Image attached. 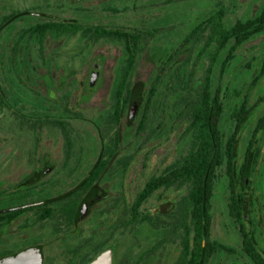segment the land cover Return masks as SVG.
I'll return each instance as SVG.
<instances>
[{
    "label": "flooded vegetation",
    "instance_id": "obj_1",
    "mask_svg": "<svg viewBox=\"0 0 264 264\" xmlns=\"http://www.w3.org/2000/svg\"><path fill=\"white\" fill-rule=\"evenodd\" d=\"M84 1L0 0V259L22 254L31 264H87L111 248L113 264H141L139 258L143 256V261L147 255L130 261L127 254L117 257L116 252L118 243L126 246L128 224L146 222L155 233L146 251L154 264H189L193 243L189 171L175 168L184 155H173L163 170L146 179L128 218L126 181L116 166L125 164L120 159L124 155H119L124 129L138 121L136 133L143 132L149 98L142 87L117 86L125 77L130 54L125 39L102 34L136 30L122 22L128 11L125 5L87 9L81 6ZM72 40L66 52L64 45ZM99 42L114 43L121 50L110 75L116 83L100 111L86 114L82 105L106 73L104 53L91 54ZM82 54L88 64L80 91L74 84L75 59ZM136 60L137 56L135 64ZM135 101L138 105L131 114ZM81 118L88 119L100 142L89 161L74 149ZM59 141L65 155H53L49 147ZM189 147L190 143L186 150ZM240 159L245 161V155ZM242 170L245 183L252 172L245 173L246 163ZM151 181L150 196L158 193L159 200L149 216L142 209L150 196L140 201L138 197ZM171 194L178 198L171 199ZM134 214L138 221L133 223ZM201 221L204 229L205 215ZM202 238L204 245L205 235Z\"/></svg>",
    "mask_w": 264,
    "mask_h": 264
},
{
    "label": "rangeland",
    "instance_id": "obj_2",
    "mask_svg": "<svg viewBox=\"0 0 264 264\" xmlns=\"http://www.w3.org/2000/svg\"><path fill=\"white\" fill-rule=\"evenodd\" d=\"M106 5L119 9L125 5L128 11L122 20L123 24L128 30L143 34L138 45L131 87L144 88L147 97L153 91L148 107L144 109L143 132L136 133L138 121L123 131L124 146L119 155H124L120 159L125 164L116 166L117 170L123 171L126 181L127 215L130 218V205L146 179L163 170L173 155L177 157L183 154L188 144H191L189 112L185 109L186 97H192L198 89L204 77L208 53L214 43L208 38L207 32L199 31L191 37L190 33L221 8L226 27L237 19L253 18L262 11L264 0H86L81 3L87 9H101ZM73 42L64 45L66 52ZM229 48L227 46L221 53L213 75L214 85L223 92L220 127L225 135L230 134L234 127L233 110L245 100L249 105L254 104L257 97L264 93V75L253 83L264 64V31L236 47L232 57L226 61ZM91 52L104 53L106 73L96 92L82 105L86 114L98 113L107 102L110 87L116 83L113 80L112 84L110 75L121 50L114 43L99 42ZM75 61L78 74L74 84L77 90L82 91L86 82L83 73L88 62L85 54L76 57ZM222 64L223 70L220 71ZM262 110L263 106L256 109V115L250 116L240 133L238 155L240 158L244 154L249 139L256 135L254 140L259 148V156L257 160L254 155L247 156L250 159H247L246 166L252 173L242 194L246 214L243 225L256 238L257 245L264 249V128L260 131L255 129ZM86 120L81 118L79 129L75 130L80 138L75 142L74 149L89 161L99 151L100 142L94 128ZM59 142L49 144L53 155H65V146L62 141ZM235 182L241 186L244 177L238 175ZM157 194L151 195L144 202L143 213L150 216L155 211L153 203L159 200ZM228 194L229 178L221 170L211 197V238L232 251L218 249L210 256L207 264H252L241 251L240 225L230 215ZM170 197L177 199L178 194H171ZM153 230L146 222L128 224L126 246L118 243L116 256L127 254L132 261L135 256L143 254L148 259L141 261V256L138 260L141 264H154L153 257H149V252H146L153 242Z\"/></svg>",
    "mask_w": 264,
    "mask_h": 264
},
{
    "label": "trees",
    "instance_id": "obj_3",
    "mask_svg": "<svg viewBox=\"0 0 264 264\" xmlns=\"http://www.w3.org/2000/svg\"><path fill=\"white\" fill-rule=\"evenodd\" d=\"M223 20L224 11L221 8L204 23L198 25L189 35L191 37L199 31L207 32L208 38L213 41L214 46L208 53L204 77L198 89L192 94V97H186L185 109L189 112L188 128L191 132V144L186 152L181 154L184 156L175 167L177 171H181L182 173H184V168H186V171H189L191 185L193 243L191 260L188 263L207 264L210 256L218 249L232 251L223 243L211 238V197L214 193L219 173L222 170L229 178L227 204L230 215L240 225L242 237L241 251L250 259L252 264H264V249L257 245L256 238H253L252 233L243 225L246 219L242 195L245 183L243 182L241 186H238L235 182L236 177L242 175L244 172L242 169L243 164L247 163V156L254 155L256 160L259 156V148L256 146V141L254 140L256 135L248 141L244 152L246 160L242 162L243 164L238 155V144L240 133L244 129L248 119L252 114L256 115V109L260 106H263V110L258 117L255 129L260 131L264 128V93L257 97L254 104L249 105L245 100L233 110L234 127L230 134L225 135L220 127V118L223 112V92L220 87L214 85L213 80L218 59L227 46L230 48L226 61L232 57L236 47L252 36L264 31V7L259 15L246 20L237 19L229 27L225 26ZM99 33L100 35L102 34L101 32ZM104 34L111 38L125 39L130 57L126 65H124L123 71L125 77L118 82L117 86L120 89L131 88V70L135 64L134 61L139 51L138 45L143 34H140L139 31L129 33L104 31L102 35ZM223 65H221L220 71L223 70ZM263 75L264 64L253 83ZM152 93L153 91L149 93V100ZM239 162L241 166L237 164ZM237 165L240 166V170H237ZM248 172L249 170H245V173ZM153 186V181L149 182L143 192L139 194L138 201L150 196ZM202 215H205L206 218L204 229L201 221ZM137 221L138 216L134 214L132 222ZM202 235H205L204 245ZM182 259L184 260V257Z\"/></svg>",
    "mask_w": 264,
    "mask_h": 264
},
{
    "label": "water",
    "instance_id": "obj_4",
    "mask_svg": "<svg viewBox=\"0 0 264 264\" xmlns=\"http://www.w3.org/2000/svg\"><path fill=\"white\" fill-rule=\"evenodd\" d=\"M96 82V79L92 76L90 79V86H94ZM138 101H135V103L132 104L131 114L135 113V110L137 108ZM249 182V176L247 175L245 178V184H248ZM0 264H31V262L28 261V257L25 255H18L8 258H1ZM40 264V263H38ZM87 264H113V252L111 248H107L103 251H101L97 256H95L90 262Z\"/></svg>",
    "mask_w": 264,
    "mask_h": 264
}]
</instances>
